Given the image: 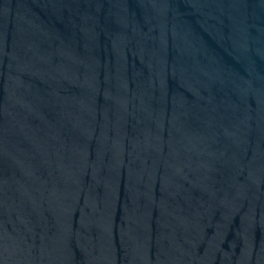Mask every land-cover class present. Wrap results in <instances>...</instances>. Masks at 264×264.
Returning a JSON list of instances; mask_svg holds the SVG:
<instances>
[{
  "label": "water",
  "instance_id": "95a60500",
  "mask_svg": "<svg viewBox=\"0 0 264 264\" xmlns=\"http://www.w3.org/2000/svg\"><path fill=\"white\" fill-rule=\"evenodd\" d=\"M0 264H264V0H0Z\"/></svg>",
  "mask_w": 264,
  "mask_h": 264
}]
</instances>
